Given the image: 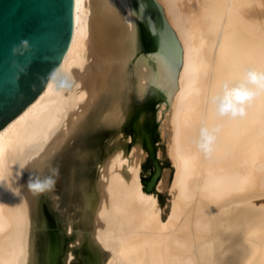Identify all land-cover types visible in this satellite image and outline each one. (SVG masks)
<instances>
[{
  "label": "water",
  "instance_id": "obj_1",
  "mask_svg": "<svg viewBox=\"0 0 264 264\" xmlns=\"http://www.w3.org/2000/svg\"><path fill=\"white\" fill-rule=\"evenodd\" d=\"M128 1L132 30L117 0H90L88 59L71 68L75 83L68 105L44 148L23 166L21 187L29 214L25 264H125L117 242L104 250L95 239L97 226L121 224L97 166L106 175L109 158L121 148L124 157L136 147L129 163L141 158L142 189L158 193L162 221L170 210L167 192L174 167L165 148L170 130L164 127L163 144L155 142L161 141L162 125L170 128L164 112L178 89L182 47L156 0ZM74 5L75 0H0V130L41 94L48 74L60 65L73 37ZM25 39L30 47L13 54V46ZM158 109L167 124L158 120ZM164 166L171 172L160 193L155 186ZM35 174L53 175L54 189L42 195L30 191L29 177ZM206 206L217 231L200 248L203 264H259L264 258V188Z\"/></svg>",
  "mask_w": 264,
  "mask_h": 264
},
{
  "label": "bare ground",
  "instance_id": "obj_2",
  "mask_svg": "<svg viewBox=\"0 0 264 264\" xmlns=\"http://www.w3.org/2000/svg\"><path fill=\"white\" fill-rule=\"evenodd\" d=\"M117 1L132 30L129 1ZM156 1L182 47L178 89L164 112L170 115V128L162 125L160 130L163 138L164 127L171 132L170 142L166 138L174 167L168 187L170 210L162 221L158 193L142 189L141 158L135 156L129 163L136 147L124 157L121 148L109 158L106 175L97 164L121 224L115 229L97 226L95 239L104 250L117 242L125 264H203L200 248L217 231L206 204L264 188V92L248 103L244 117L235 119L218 116L212 103L216 95L222 99L225 82L234 87L249 70L264 71V0ZM90 14V0H75L73 37L54 81L66 80V88L57 89L48 81L41 94L0 130V264H25L29 214L21 172L44 148L68 105L74 83L67 73L88 59ZM161 109H166L163 102ZM167 123V117L161 119V124ZM203 127L219 128L210 154L197 146ZM139 153H144L142 147ZM168 173L159 178L156 191L165 190Z\"/></svg>",
  "mask_w": 264,
  "mask_h": 264
},
{
  "label": "clouds",
  "instance_id": "obj_3",
  "mask_svg": "<svg viewBox=\"0 0 264 264\" xmlns=\"http://www.w3.org/2000/svg\"><path fill=\"white\" fill-rule=\"evenodd\" d=\"M29 48L30 44L27 39L22 40L20 45L13 46V54H16L21 47ZM59 66L54 67L48 74V81L50 85H54L57 89L66 88V80H61L59 84L55 83V76L58 72H61ZM67 76L71 79L72 83H75L74 78L70 73ZM44 83V80H41ZM70 88V87H67ZM223 97L222 99L216 95L212 98V103L215 105L216 113L218 116H230L232 118L244 117L247 111L248 103L253 100L260 92H264V71H257L251 69L247 72L245 80L234 87H230L228 82L223 84ZM219 101V103H218ZM219 131V128L209 129L203 127L200 130V140L197 146L206 154H210L212 151V145L215 142V133ZM58 175V170H53ZM56 180L53 175H46L41 177L39 174L30 176L28 181V188L36 195H42L45 191H51L55 187Z\"/></svg>",
  "mask_w": 264,
  "mask_h": 264
},
{
  "label": "rangeland",
  "instance_id": "obj_4",
  "mask_svg": "<svg viewBox=\"0 0 264 264\" xmlns=\"http://www.w3.org/2000/svg\"><path fill=\"white\" fill-rule=\"evenodd\" d=\"M156 106H160V103H156ZM159 110V109H158ZM158 110H157V113H158ZM167 112H165V114H166ZM158 118V117H157ZM158 120H159V118H158ZM158 128H160V125H158ZM160 138H161V141L160 140H158V141H156L155 142V145H159V144H163L164 143V138L161 136V134H160ZM166 145H167V143H166V139H165V148H166ZM161 149H160V146H158V148H157V151H156V158H158V159H160V157H161ZM166 154H167V157L169 158V160H170V162H171V159H170V157H169V155H168V153H167V150H166ZM160 164H163V161H160ZM173 165H172V163H171V167H172ZM171 167L170 166H164L163 168H162V173H161V176L163 175V173L165 172V171H168L169 173L171 172ZM141 171H143V168L141 169ZM157 184V183H156ZM163 192H165V190H161V192L160 193H163ZM167 194H168V196L170 197V192L168 191L167 192Z\"/></svg>",
  "mask_w": 264,
  "mask_h": 264
}]
</instances>
